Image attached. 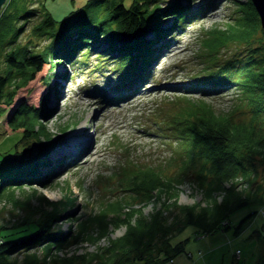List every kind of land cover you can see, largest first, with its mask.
<instances>
[{"label":"trees","instance_id":"obj_1","mask_svg":"<svg viewBox=\"0 0 264 264\" xmlns=\"http://www.w3.org/2000/svg\"><path fill=\"white\" fill-rule=\"evenodd\" d=\"M156 1L132 0L127 4L126 0H86L81 7L59 21L43 5L44 20L34 31L48 37L50 42L40 51L31 49L28 44H17L7 51L8 66L0 74V118L8 107L14 105L19 89L35 79L46 63L51 64V70L57 62L65 60H71L74 65L85 64L94 49L92 45L103 49L96 54V58L102 61H99L101 65L111 60L112 53L118 55L112 62L115 66L111 72L117 73L115 85L122 87L123 91L130 88V83L143 80L152 62L159 58V50L168 43L161 42L167 37L163 30L164 19L174 14V24L181 29L211 5L207 3L191 10L189 4L177 0L162 8ZM12 2L16 3L15 9L9 2L0 17V53L6 44L16 43L25 27V22L19 24L20 20L32 14L28 4L19 6L22 0ZM248 3L246 10L240 8L243 13L234 14L232 21L226 22L225 28L214 27L206 32L202 46L208 52L205 57L208 73L195 83L212 85L203 92L206 94L207 90H211V94H216L218 91L212 90L234 81L239 94H242L240 102L246 100L251 107L250 118L241 120L236 116L238 110L221 113L203 98L189 100L192 104L184 106L171 120L172 136L178 144L170 143V147L173 145V156L168 163L163 166L146 163L137 168L132 164L123 166L121 196L103 198L99 202L102 208L94 219L74 216L77 229L69 227L66 232L59 227L53 229L59 217L67 214L65 208L72 204L71 198L63 204L42 206L39 214L26 215L11 225L0 223V264H16V260L12 259L16 252L30 250L41 243L47 255L54 254L52 264H168L186 251L187 240L177 244L172 242L186 225H195L201 232H214L215 229L225 228V219L239 209L251 204H264V188L261 189L262 185H257L256 181L260 166L264 170V54L248 55L243 62L228 60L221 65H217L215 60L220 47L231 41L245 42L255 37L258 15L252 1ZM252 14L256 15L254 21L251 20ZM152 32L155 36L150 37ZM98 64L94 70L100 68ZM48 88L51 91V86ZM44 108V104L35 105L21 100L8 118V125L13 131H21L26 139L37 140L34 149L41 153L44 147L55 142L42 123L48 116ZM68 128L64 127V130ZM17 146H14L15 154L21 151ZM27 150L23 148L22 154ZM13 154L9 153L4 157L6 159L0 160V197L8 196L11 201L12 196L7 194L22 185L17 183L44 181L35 161L38 159L36 155L35 160L18 165L7 160ZM169 163L182 169L173 179L164 176L163 169ZM188 179L203 188L206 197L214 198L216 193H222V202L217 201L213 205V201V206L207 207L198 202L179 204L176 201L177 188ZM253 185L255 188H252ZM209 201L212 202L211 199ZM152 203L153 210L146 214L145 207ZM119 206L125 210L120 209V217L125 215L122 219L126 231L118 238L110 237L108 245L100 246L102 238L110 236V220L116 213L115 207ZM178 206L182 215L175 216L169 223L168 212ZM196 208L200 210L196 211ZM256 215L257 211H252L242 218L236 233L247 227ZM92 223H96L95 227ZM4 232H7L6 236H2ZM18 233H21L20 236ZM84 241L97 244V250L69 256L67 253L59 254L60 250L74 242ZM261 261L264 262V257ZM23 264L41 262L39 257L32 255L29 260L25 258Z\"/></svg>","mask_w":264,"mask_h":264},{"label":"rangeland","instance_id":"obj_2","mask_svg":"<svg viewBox=\"0 0 264 264\" xmlns=\"http://www.w3.org/2000/svg\"><path fill=\"white\" fill-rule=\"evenodd\" d=\"M85 1L22 0L23 4L20 2L19 6L28 4L32 14L20 20L19 24L25 22V27L19 33L16 43L6 44L3 47L0 53V74L4 73L8 66L7 51L17 44H28L35 51H40L49 44L48 37L34 31L35 27L44 20L43 5L59 21L72 10L81 7ZM131 1L126 0V3L130 4ZM173 1L177 0H158L156 4L163 8ZM178 1L190 2L191 10L205 6L207 3L211 5L198 18L188 22L181 29L174 24V14L164 19L166 21L163 22V30L167 33V37L161 39V42L166 41L167 45L159 50V58L155 64L151 65L147 77L130 83L138 87L139 94L133 95L129 88L123 91L122 87L115 86L117 73L111 70L115 66L112 62L118 55L112 53L111 60L101 65L102 61L96 58V54L103 49L95 45L91 46L94 49L87 63L74 65L71 60L60 61L55 64L53 70H51V64L46 63L35 79L19 89L14 105L8 107L0 118V160L9 153L13 154L14 146L18 144L19 150L26 148L29 151L27 150L24 154L21 151L14 153L12 158L7 160L18 165L25 162V165L31 159L35 160L36 155L38 159L35 161L39 164L38 168L41 170L44 181L17 183L22 185L14 188L13 193L7 194L12 196V201L8 196L0 197L1 224L11 225L26 215L39 214L41 212L39 208L42 206H52L53 203L63 204L71 198L72 204L65 208L67 216L59 217L60 220L55 223V230L59 227L66 232L69 229L63 227L66 224H72L74 229H77L78 223L74 216H82L87 220L94 219L102 208L99 202L103 198L121 196L123 166L133 164L137 168L146 163L153 166H163L165 162L168 163L170 156H173L171 153L173 145L170 147V143L178 144L172 132H168V127L172 125L173 116L191 103L181 96L187 94V87L189 88L192 81L198 82L208 73L205 69V57L208 56V52L203 48L205 46H202L206 32L214 27L225 28L226 22H231L234 14L243 13L242 11L246 10L248 7L246 5L249 4V0ZM251 1L259 22L255 37L245 42L231 41L226 46L220 47L215 55L217 65L234 59L243 62L248 55L264 54L261 15L253 0ZM9 2L13 10L15 9L16 3L7 0L0 9V17L6 11ZM252 15L251 20L254 21L256 15ZM149 36L153 37L155 33L152 32ZM96 63H99L97 67L102 68L94 70ZM213 67L215 68V65ZM50 86L51 91L48 88ZM196 86L212 87L204 83ZM212 91H219V93L211 94L209 91L204 94L203 100L210 102L216 110L221 113L238 110L239 114L236 115L238 118L241 120L250 118L251 107L246 100L240 102L242 94H239L236 85L229 83ZM119 96H121L120 101L114 102V97ZM192 96L195 101L202 98L201 93H192ZM110 99H112L111 102ZM21 100L35 105L44 104V110L48 112L47 119L42 123L46 125L47 132L52 134L55 142L49 147H44L42 153L35 152L37 140L22 137L21 131H13L8 125L11 111ZM93 100L95 104L88 108L87 103ZM88 112H91V116L86 118ZM82 124L88 126V133L94 140L92 144L87 145L82 139L74 142L77 137L72 135V131H80ZM64 127L69 128L64 130ZM96 148H99L97 154H95ZM31 153L34 154L31 155ZM19 155L21 157H18ZM163 172L166 179H173L182 172V169L178 165L169 163ZM256 181L257 185H262L261 189H263L262 166ZM257 185L255 183L256 187ZM255 186L253 185L252 188ZM174 187L177 188L176 185ZM177 189L176 201L179 204L192 205L202 200L201 204L207 207L213 203L205 199L203 188L189 179ZM217 195H222V198L218 200L219 203L222 202L223 194L216 193L215 197ZM16 199L19 201L14 203ZM209 203L210 205H207ZM153 205L154 203L145 207L146 214L153 210ZM122 208L115 207L116 213L110 220V236L103 237L100 246L108 245L110 237L118 238L125 233L126 225L123 224L124 219H122L125 215L120 217V209L125 212ZM180 211V206L173 207L168 212L169 220L173 221L175 216L182 215ZM252 211H257L256 218L240 233H236L237 224ZM225 220V228L215 229L214 232L206 235H203L205 232H201L199 227L186 225L184 230L178 232L172 239L173 244L187 240L186 251L176 257L174 264H263L261 260L264 257V204H251L241 208ZM91 225L95 227L96 223ZM6 234L7 232H4L2 236ZM19 234L21 233L17 235L20 236ZM97 248V244L91 242H74L60 250L59 254L67 253L68 256L83 254L95 251ZM235 250H238V254L234 257ZM201 251L204 252L203 257ZM46 253L41 243L30 250L16 252L12 259L16 260V264H23L25 258L29 260L32 255H36L41 264H52L54 254Z\"/></svg>","mask_w":264,"mask_h":264},{"label":"bare ground","instance_id":"obj_3","mask_svg":"<svg viewBox=\"0 0 264 264\" xmlns=\"http://www.w3.org/2000/svg\"><path fill=\"white\" fill-rule=\"evenodd\" d=\"M86 2V1H85ZM186 4H189V6H190V2H188V3H186ZM198 18V17H197ZM157 60H158V58H157ZM157 60H155V61H153L152 62V64L154 63L155 64V62L157 61ZM236 65H238V63L236 62ZM150 72V70H147L146 72H145V74H144V76H145V78L147 77V75H148V73ZM196 81H194V82H192V84H190V86H189V88L187 87V90H186V92H187V94H185V95H182L181 97H185V99H187V101H189V100H192L193 101V96L191 97V94L193 93V94H198V93H201L202 94V98H205L204 97V89H206V88H204V87H200V86H196V85H200V83H195ZM230 83V85H236V83L233 81V82H229ZM229 83L227 84V85H229ZM116 86V85H115ZM114 87V86H113ZM180 88V87H179ZM212 88V87H211ZM215 89H218V88H215ZM129 90H131V94H133V95H136L137 93L139 94V89H138V87L135 85H131L130 86V88H129ZM135 91V92H134ZM204 91V92H203ZM209 91H211V90H209ZM209 91L207 90V92L209 93ZM219 93V91L218 92H216V94H218ZM214 96H217V95H214ZM113 98V97H112ZM121 98V96H119L118 98H115L114 97V99H113V101L114 102H116V101H120L119 99ZM112 101V99H110V102ZM95 104V102H94V100L93 101H90V103H87V107L88 108H91L93 105ZM112 104V103H111ZM186 104V103H185ZM189 105V104H188ZM91 112H88V117H86V118H89L91 115ZM175 116V115H174ZM173 116V119H175V117ZM173 121V120H172ZM172 126H173V124L171 125V126H169L168 128H169V131L168 132H172L171 130H172ZM88 131H89V128H88V126H86L85 124H82L81 125V129H80V131H72V135L73 136H75V137H77V138H75V140H74V142H78L80 139H82V140H84V142L87 144V145H89V144H92L93 143V139H92V137H91V134L90 133H88ZM95 149V148H94ZM99 152V148H96V150H95V154H97ZM133 165V164H132ZM211 232H213V231H206L205 233H203V235L205 234H209V233H211ZM202 252V257L204 256V252L203 251H201ZM236 254H238V250H237V252H236ZM236 254H235V256H236ZM168 264H174V262L172 261L171 263H168ZM264 264V263H263Z\"/></svg>","mask_w":264,"mask_h":264},{"label":"water","instance_id":"obj_4","mask_svg":"<svg viewBox=\"0 0 264 264\" xmlns=\"http://www.w3.org/2000/svg\"><path fill=\"white\" fill-rule=\"evenodd\" d=\"M6 1L7 0H0V9ZM253 2L261 15V22L264 30V0H253Z\"/></svg>","mask_w":264,"mask_h":264},{"label":"clouds","instance_id":"obj_5","mask_svg":"<svg viewBox=\"0 0 264 264\" xmlns=\"http://www.w3.org/2000/svg\"><path fill=\"white\" fill-rule=\"evenodd\" d=\"M222 198V195H217L216 197H211V196H209V197H205V199H211L212 201H214V203H213V205L218 201V200H220ZM198 203H203V201L202 200H198ZM212 205V206H213ZM202 208V207H201ZM200 210V208H196V211H199ZM169 223L171 222L170 220L168 221ZM55 225L53 226V229L55 230ZM65 229H67V228H69V227H71V228H73L74 229V225H72V224H66V225H64L63 226Z\"/></svg>","mask_w":264,"mask_h":264}]
</instances>
